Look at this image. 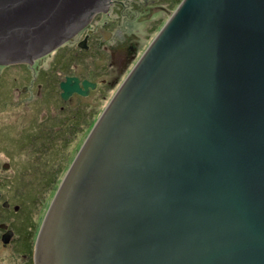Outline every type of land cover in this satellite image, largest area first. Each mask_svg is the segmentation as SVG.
<instances>
[{"label": "water", "instance_id": "water-1", "mask_svg": "<svg viewBox=\"0 0 264 264\" xmlns=\"http://www.w3.org/2000/svg\"><path fill=\"white\" fill-rule=\"evenodd\" d=\"M110 1L0 0V65L55 51ZM32 258L264 264V0H180L81 143Z\"/></svg>", "mask_w": 264, "mask_h": 264}, {"label": "flooded vegetation", "instance_id": "flooded-vegetation-1", "mask_svg": "<svg viewBox=\"0 0 264 264\" xmlns=\"http://www.w3.org/2000/svg\"><path fill=\"white\" fill-rule=\"evenodd\" d=\"M107 6L105 13H96L71 39L48 55L30 64L0 65V90L1 80L7 77L9 96L12 101L16 97L13 106L23 107L15 111V120L6 126L10 133L13 130L18 135L6 138L8 144L0 149L20 144L27 149L36 147L40 159L33 158L34 172H17L9 169L8 161L0 163V170H9L0 172V264H33L39 227L31 201H36L38 189L27 198L25 187H34L39 179H54L55 174L62 173L63 157L68 159L62 150H70L69 154L75 150L76 154L99 116L101 103L125 77V70L138 52V39L126 32L131 27L128 20L135 16L140 22L156 20L159 11L169 15L154 0H111ZM125 9L128 19L122 17ZM67 78L77 79L80 92L63 99L60 84ZM84 81L93 87L85 89ZM26 110L28 114L21 120ZM17 174L29 179L14 180ZM17 182H22L21 188ZM41 195L45 196L44 189Z\"/></svg>", "mask_w": 264, "mask_h": 264}, {"label": "rangeland", "instance_id": "rangeland-1", "mask_svg": "<svg viewBox=\"0 0 264 264\" xmlns=\"http://www.w3.org/2000/svg\"><path fill=\"white\" fill-rule=\"evenodd\" d=\"M154 1H155V5H158V8L161 7L164 10L167 9L169 12L170 11L172 12L175 8L172 6L170 7L169 4L167 3V0H154ZM126 10L127 9L123 10V12H122L123 19L127 17V15L125 14ZM136 17L137 16H135L132 20H128L131 27L129 29H126V32L131 33L132 35H134L135 38L138 39V52H137V55L135 56V59L133 60V62L127 67V69L125 71L129 70L134 65L135 61L142 54L144 49L149 45V43L152 41L154 36L158 33V31L160 30L162 25L168 19L169 15L167 14V12L159 11L158 14H155L156 20L155 19L152 21L147 20L148 22L147 21L140 22V21H138L139 19L135 20ZM126 19H128V18H126ZM88 68L91 70L92 65L90 64L88 66ZM121 80H123V79H121ZM120 81H119V83H120ZM1 84H2V90H0V148L2 146H4L5 144H8L7 143L8 141L6 140V138L9 139L10 135L11 136L18 135V133H16L17 131L14 132L12 130L10 133L8 127H6V126H9L10 122L12 120L13 121L15 120V118H14L15 111L17 112V111H21L23 109V107L13 106V102L14 103L16 102V97H13L14 100L12 101L11 97L9 96L8 89H10V83H9V80L7 77H4L1 80ZM116 86L107 95V98L101 103V105H100L101 111L104 109V107L106 106V104L108 103V101L110 100L112 95L114 94V92L116 90ZM91 98L92 97L88 98V100H90ZM12 113H13V115H11ZM27 114H28V112L26 110L24 112L21 120L24 119ZM34 116L36 117V120H37L38 113H36ZM20 121L17 123V125L20 123ZM24 122H26V121H24ZM4 123H5V125H2ZM15 147H17V148H15ZM15 147L9 146L8 149H0V152H1L0 163L8 161L10 163L9 169L17 170V172H18V170L20 172H25L27 169H31L33 172L36 171L35 159H33V158H37L38 160H40L39 157L37 156L38 151H37L36 147H31V148L27 149V148H23V146L21 144L19 146L16 145ZM74 151L75 150H72V152L69 154L70 150H66V151L62 150V155L67 152V156H68L67 160H65V157H63V160H64L63 166L60 169L62 171V173L64 171L65 172L67 171L68 166L71 163V159L73 158ZM6 154H9L10 157H6L7 156ZM25 161L27 162V165H24V163L26 164ZM4 169L5 170H0V172H4V171L8 172L9 171L6 168H4ZM45 169L50 170V168L48 166H46ZM62 173L57 176V179L59 181L62 179ZM19 179L28 180L29 178H27V176H23V175L18 176V174H17L16 177L14 178V180H19ZM59 181H57L58 183L56 184V189L59 186V183H60ZM17 184L20 188L22 187V182H17ZM37 188H38V185L36 183L34 184V187H32V186L27 187L26 186L25 187L26 192L29 193L27 195V198L29 197L30 193L33 194L35 189H37ZM55 191L56 190H53L45 196L39 195L37 201H31V205H33L34 209L37 210L36 223H38V227H40L39 222L40 223L42 222L43 217H44L46 210H47V208H48V206H49V204H50V202L54 196ZM36 193H35V195H36ZM35 199H36V197H35Z\"/></svg>", "mask_w": 264, "mask_h": 264}, {"label": "trees", "instance_id": "trees-1", "mask_svg": "<svg viewBox=\"0 0 264 264\" xmlns=\"http://www.w3.org/2000/svg\"><path fill=\"white\" fill-rule=\"evenodd\" d=\"M179 2H180V0H167V3L169 4L170 7L171 6L176 7ZM64 173H65V171L62 173V177H63ZM57 176L58 175L55 174L54 179H49L47 177V179L42 178V179H39L38 182H36V184L38 185V188H37L38 190H37V193L35 195L36 201L38 200V196L41 195L42 189H44L45 195H47L49 192H51L53 190H56V184L58 183L57 181H59L57 179Z\"/></svg>", "mask_w": 264, "mask_h": 264}, {"label": "bare ground", "instance_id": "bare-ground-1", "mask_svg": "<svg viewBox=\"0 0 264 264\" xmlns=\"http://www.w3.org/2000/svg\"><path fill=\"white\" fill-rule=\"evenodd\" d=\"M101 13H105V12H101ZM49 207V206H48ZM48 209V208H47ZM47 211V210H46ZM45 216V215H44Z\"/></svg>", "mask_w": 264, "mask_h": 264}, {"label": "clouds", "instance_id": "clouds-1", "mask_svg": "<svg viewBox=\"0 0 264 264\" xmlns=\"http://www.w3.org/2000/svg\"><path fill=\"white\" fill-rule=\"evenodd\" d=\"M173 12V11H172ZM171 14V11L169 12V15Z\"/></svg>", "mask_w": 264, "mask_h": 264}]
</instances>
